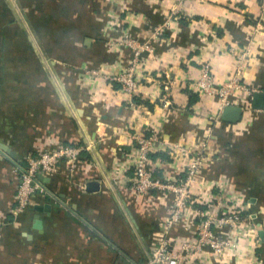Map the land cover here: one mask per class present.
Masks as SVG:
<instances>
[{
	"label": "crops",
	"instance_id": "1",
	"mask_svg": "<svg viewBox=\"0 0 264 264\" xmlns=\"http://www.w3.org/2000/svg\"><path fill=\"white\" fill-rule=\"evenodd\" d=\"M260 4L0 0V219L9 221L0 231V264H144L174 196L139 194L133 169L123 163L133 152V135L154 130L162 141L152 155L157 174L172 180L182 173L184 161L171 156V147L203 151L200 190L216 191L225 180L243 204L245 222L230 260L264 264V107L237 122L210 119L217 101H200L192 85L200 61L212 62L219 81L229 77L236 61L228 48L235 44L250 48L244 80L264 94ZM126 34L152 47L133 101L108 78L131 63L134 48L115 44ZM165 73L176 81L170 106L155 81ZM60 144L81 146L82 159L73 170L66 162L40 176L45 194L17 211L19 174L28 158ZM122 175L129 179L121 181ZM199 223L191 208L169 236L191 237ZM215 227L228 236L227 227ZM204 256L197 264H224Z\"/></svg>",
	"mask_w": 264,
	"mask_h": 264
},
{
	"label": "built area",
	"instance_id": "2",
	"mask_svg": "<svg viewBox=\"0 0 264 264\" xmlns=\"http://www.w3.org/2000/svg\"><path fill=\"white\" fill-rule=\"evenodd\" d=\"M258 26L264 30V0H261L260 10L257 15ZM168 26V25H167ZM162 27L159 31H162ZM118 46H130L134 48V55L131 63L118 75H109V80L121 85V91L135 100L143 84L144 74L141 69L145 63L144 54L152 52L148 43H142L133 39L129 34L124 35L115 41ZM234 55L236 65L229 77L219 81L213 70L210 60L200 61L201 69L192 77V85L195 93L199 95L200 101L206 98H213L217 101L218 107L209 111L210 119L220 120L222 113L227 106H240L242 115L249 116L254 110L253 99L258 88L244 80L246 62L248 61L250 48L241 49L235 44L228 48ZM156 79L163 86L164 94L161 100L165 106L174 104L175 97L172 95V87L176 81L165 73ZM161 95V93H160ZM134 149L127 162L123 163L125 169L134 171L135 190L142 195L149 196L155 191L173 195L174 200L170 207V213L161 230L152 239L147 259L144 264H182L183 261L197 264L202 263L205 256H212L215 262L224 264H235L228 252L236 247L235 234L238 235L239 228L244 224V217L240 208L243 204L241 199L229 190L225 180L218 183L216 191H202L201 172L207 162V155L200 150L190 146L178 145L171 147L172 157L179 156L183 159V171L178 177L172 180H165L157 174V167L153 163L152 155L161 150L162 141L159 131L136 132L133 135ZM83 148L79 145L60 144L55 148H46L38 151L36 156L28 158V165L19 174L20 187L18 188L17 211L23 212L31 206L35 199L44 195L45 187L41 181L42 175L55 173L59 166L68 162L70 168L75 169L82 159ZM122 166V165H120ZM124 175L121 176V181ZM131 179V178H130ZM132 180V179H131ZM206 206L208 210H201ZM193 208L194 214L200 216V223L196 233L191 237L172 239L169 234L171 229L182 221L185 214ZM9 224L6 219H0V227ZM227 227L228 236L219 234L216 227ZM256 232V230L254 229ZM208 251V252H207ZM209 253V254H208ZM253 257L259 260L253 250Z\"/></svg>",
	"mask_w": 264,
	"mask_h": 264
},
{
	"label": "water",
	"instance_id": "3",
	"mask_svg": "<svg viewBox=\"0 0 264 264\" xmlns=\"http://www.w3.org/2000/svg\"><path fill=\"white\" fill-rule=\"evenodd\" d=\"M254 102H255L254 107L263 108L264 94L259 92L255 93ZM222 117L226 120L237 122L242 117V109L240 106H233V105L227 106L222 113ZM90 186H93L94 188L96 187L98 188V183L91 182L89 184V187Z\"/></svg>",
	"mask_w": 264,
	"mask_h": 264
},
{
	"label": "rangeland",
	"instance_id": "4",
	"mask_svg": "<svg viewBox=\"0 0 264 264\" xmlns=\"http://www.w3.org/2000/svg\"><path fill=\"white\" fill-rule=\"evenodd\" d=\"M29 159H30V157H29ZM20 187V183L18 184V188ZM17 193H18V190H17ZM18 195V194H17ZM18 202V201H17ZM19 207V204H18V206H17V208ZM30 208V206L26 209V210H28ZM3 226H5V225H3ZM2 226V227H3ZM2 227H0V231L2 230Z\"/></svg>",
	"mask_w": 264,
	"mask_h": 264
}]
</instances>
